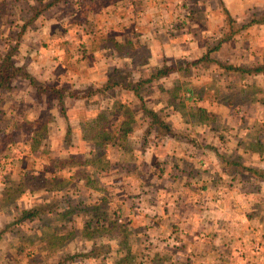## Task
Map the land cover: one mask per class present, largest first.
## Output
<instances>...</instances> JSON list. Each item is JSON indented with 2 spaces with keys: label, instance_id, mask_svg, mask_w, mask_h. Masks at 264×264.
I'll list each match as a JSON object with an SVG mask.
<instances>
[{
  "label": "rangeland",
  "instance_id": "374dc122",
  "mask_svg": "<svg viewBox=\"0 0 264 264\" xmlns=\"http://www.w3.org/2000/svg\"><path fill=\"white\" fill-rule=\"evenodd\" d=\"M29 1L23 3L20 0H4L0 5V61L7 54H11L10 63L22 68L37 84L64 89V96L70 94L75 97H68L70 101L67 97L64 98V119L57 104L39 96L22 73L10 81L8 90L0 89V264H150L149 258L145 255L140 257L134 252L111 256L108 244H104L102 255L91 252L92 249L103 247V244L102 233L94 225L96 221L91 220L87 225L90 215L88 210L95 207L94 210L104 216H111L112 213L110 206L101 201L97 202L88 193L92 191L94 195L99 187H105L103 185L112 182L107 174H102L106 170L103 156H106L110 143L103 150L95 147L90 140L92 134L86 130V125L98 113L107 114L110 111L108 99H116L114 104L120 103L125 107L119 110L120 116L117 118L107 115L110 121L116 119L113 121L116 127L120 126V112L124 113L126 108L134 113L132 127L143 125L146 122L143 109L161 107L160 101L166 102L164 97H160L161 94H166L168 87L173 91L174 85L171 82L154 85L143 83L138 90L141 96L132 90H121L119 86L103 91V85L97 82L99 76L113 77L122 86L136 88L137 82L129 84L132 78L146 79L156 69L144 71L139 67L128 68L127 59L131 58L140 63L148 56L141 44L139 49L131 53L125 42L117 49L121 57L117 54L115 59L111 58L110 63H104L99 49L114 50L115 40L112 37L116 38L117 34L122 40L124 29L133 23L126 26L124 23L127 20L116 21V17L122 16V13L116 12L113 20L112 14L94 18L95 29H89L92 32H81V26L87 25L86 20H83L81 5L73 6V3L69 4L65 0L54 6V9L52 7L45 10L23 28L34 11L41 9L50 0ZM173 2L168 5L172 8L168 11L169 15L175 12ZM86 6L84 10L91 13L112 9L109 2L93 1ZM202 12V8L196 10V19L202 25L200 30L204 31L200 44L213 48L230 31L229 23L222 9L215 13L211 21L204 19ZM262 13L264 12L253 11L252 15ZM222 14L224 22L221 19ZM243 24L241 21L232 23V29L238 33L223 44L221 50L212 53L211 57L235 67L264 66V29L249 27L240 31ZM98 26L104 27L103 32L99 28L96 30ZM205 29L208 30L207 33ZM54 47L57 54L53 53ZM113 62L114 66H111ZM203 66L205 65L186 72L171 73L170 76L178 75V79L184 82H193L183 86L177 82L175 95L186 93L187 88L193 87L192 91L199 94L196 99L200 102V107H204L202 99L208 100L211 97L220 106L223 103L232 110L222 108L211 111L208 116L199 113L198 118H193L206 125V131L200 129L198 132L191 128L188 133H179L180 136L196 137L201 142L210 141L211 144L215 142L221 147L239 143L244 146L252 142L253 145L261 147V156L264 158V76L227 72L215 64L207 63L209 67ZM7 71L11 72L10 69ZM90 90L101 92L89 96ZM154 95L157 97L154 98ZM79 97L83 98L77 99ZM144 97L148 99L146 106L142 100ZM171 103L183 108L179 99H171ZM39 128L43 130L39 132ZM33 131L38 132L36 149L31 147ZM104 132L116 138L117 133L111 127ZM132 133L136 134V139L139 138L138 131ZM130 135L131 133L127 135L124 145L128 143ZM140 139L143 140L142 137ZM119 143L120 141L117 142ZM228 153L231 150L225 151V154ZM69 155H78L82 162L85 160L92 164L72 171L60 170L55 160L67 159ZM122 155L124 160L130 156ZM231 157L235 159L237 155L231 153ZM116 166L120 167L119 162ZM261 166L264 167V164ZM231 169L235 170L234 167ZM56 178L60 180L58 185L66 187L64 191H50L56 184ZM86 179L93 181L91 187L85 185ZM106 179L108 180L105 181ZM108 185L99 193L111 195L112 191H116L113 184ZM55 204L58 207L54 209ZM43 205L49 208L52 206L53 212L40 213L30 220L17 222L23 211Z\"/></svg>",
  "mask_w": 264,
  "mask_h": 264
},
{
  "label": "crops",
  "instance_id": "0c3cea01",
  "mask_svg": "<svg viewBox=\"0 0 264 264\" xmlns=\"http://www.w3.org/2000/svg\"><path fill=\"white\" fill-rule=\"evenodd\" d=\"M67 1L69 4L73 3V6L81 5L83 20H86L87 24L81 26V32H92L89 29H95L96 24L93 19L100 18V15L112 14L113 20L116 12L122 13L123 17H116L118 19L116 21L127 20L124 23L126 26L130 23L133 25L124 29L121 34L122 40L117 34L116 38L112 37L115 40L114 50L99 49L104 63H110L111 58L115 59L116 55H119L117 49L121 48V43L124 45L125 42L131 53L142 45L148 56L146 60L136 63L137 61L130 58L127 59L126 66L130 69L139 67L144 71L156 68L153 73L164 64L173 63L172 61L186 62L199 59L212 48L200 44V37L204 36V31L200 30L202 25L196 19V10L202 8L203 18H207L208 21H211L219 10H226L233 24L236 21L244 23L240 28L256 16L252 15L253 11L264 12V0ZM93 1L109 2L112 9L111 11L103 9V12L96 10L92 13L84 10L86 4ZM171 1H174L172 7L175 12L169 15L168 5ZM3 2L4 0H0V5ZM221 19L224 22L223 14ZM160 20H162L161 24ZM145 27L146 30H143ZM251 27L264 29V24ZM97 28L101 32L104 30L103 26L96 27L98 31ZM207 31L205 29L206 33ZM226 42L220 45L219 50ZM53 53H58L56 48L53 49ZM111 66H114V62ZM153 73L151 72L146 79L132 78L133 82L129 84L137 82L138 85L148 80ZM170 75L148 83L154 85L171 82L172 86L174 85L173 91L168 87V92L161 94L160 97L166 100L165 103L160 101L161 107L147 108L155 114L157 122L152 123L151 117L145 115L146 122L133 129L140 134L138 139L136 134L131 133L126 145L124 143L115 146L106 145L107 154L103 156L106 170L103 168L105 171H102L103 169L101 171L102 174L109 176L108 179L112 183L108 182L103 186L113 184L116 191H112L111 195L100 194L99 192L104 191L105 187H99L97 184L99 190H96L94 195L89 191L88 195L97 202L101 201L110 206L111 216L117 218L118 222L114 223L117 224L114 226H121L126 230L130 254L134 252L140 257L145 255L149 258L150 264H264L262 149L252 142L244 146L239 143V145L228 144L221 147L215 142L212 144L210 141L201 142L196 137L188 138L187 135L181 137L179 133H188L191 128L198 132L200 129L205 130L206 125L200 124L197 119L199 113L208 116L214 110L232 109L223 103L220 106V103L218 104L217 100L211 97H208V100L202 99L201 103L204 107H200V102H193L195 99L191 98L188 92L175 95L177 82L182 86L193 82H184L178 79V75ZM97 80L100 85L114 86L115 83L114 87H116L118 83L117 86L121 87V90L130 91V88L123 89L125 85H120V81H115L113 77L99 76ZM192 88L187 89L192 90ZM193 92L195 94V91ZM65 97L68 98L67 95ZM156 97L154 95V98ZM70 99L68 98L69 101ZM171 99L181 100L183 108L173 105ZM115 100L108 99L109 109L112 108ZM142 100L146 106L147 97ZM227 149L236 154L237 158H232L231 153L225 154ZM122 154L126 157L128 154L130 156L124 160ZM118 162L120 167L116 166ZM87 166L88 164L84 167ZM247 169H255L257 173L249 172ZM94 180L96 182V179ZM99 225H104L106 228L108 223L102 222ZM101 233L103 247L104 244H108V252L111 256H121L120 238L115 230H112L111 234L106 231ZM257 246L258 251H256Z\"/></svg>",
  "mask_w": 264,
  "mask_h": 264
},
{
  "label": "trees",
  "instance_id": "16d2710c",
  "mask_svg": "<svg viewBox=\"0 0 264 264\" xmlns=\"http://www.w3.org/2000/svg\"><path fill=\"white\" fill-rule=\"evenodd\" d=\"M62 1L65 0H50L47 3H45L43 5V7L37 11H34L33 15L28 18V20H26V22L23 25V28H25V26H27L28 24H30L31 22H33L40 14H42L45 10L50 9L56 5H58L59 3H61ZM225 13V18L226 21L229 23V32L225 35H223L222 39L215 45V47L211 48L209 51L205 52L199 59L196 60H192V61H186V62H175V63H170V64H164L161 68H159L158 70L155 71V73H153L150 78L144 82H141L138 84V86L136 88H132L130 85H125L124 87H122L123 89H129L132 90L133 92H135L137 95L138 90H139V86L143 83H150L154 80H158L160 78H165L168 77L171 73L173 72H181V71H188L192 68H196L200 65H205L207 66V63L209 65L211 64H215L217 65L219 68L227 71V72H238L241 75H246V74H254V75H262L264 76V66H259V67H255V68H247V67H235L231 64H226L223 63L221 61H219L218 59L211 57L212 53H216L219 51V47L223 42L229 41L233 38V35L237 34L238 31L232 29V23L233 20L230 18L229 13L224 10ZM258 24H264V13L256 15L255 17H253V19H251V21L240 28L241 30H245L246 28H249L253 25H258ZM22 31L19 33L21 34ZM11 61V54H7L4 58L3 61H0V89L3 88L5 90H8L9 86H10V81L17 77V75L19 74H23L25 76V78H27V80L29 81V83H31V85L34 86L36 93L41 96L44 97L47 101H51V102H55L57 104V106L60 109V113L61 116L65 119V111L63 108V100L65 98L63 91L64 89H60V88H56L50 85H42V84H37L32 78H30V76H28V74L26 72H24V70L20 67H17L15 65H12L10 63ZM8 65L7 67H4L6 65ZM203 66V67H205ZM7 69H10L11 72H8ZM105 85V86H104ZM103 85V91L107 90V89H111L114 88V86L110 85V84H104ZM118 85V83L116 84V86ZM99 92H101V90H90L88 92L89 96L92 95H96ZM186 92H188L190 94V97L194 98L195 100L193 102L197 103L199 101H197L196 99V94L199 95L198 93H195L192 90H188L186 89ZM69 98L75 97L74 95H70L67 94ZM195 96V97H194ZM83 97H79L77 99H81ZM121 108L125 107L120 104V103H115L112 108L110 109V111L105 114V113H98V115L94 116L91 118V121H89L86 125V130L89 131V133L92 134V136H90V140L94 143V146L97 147L100 150H103L106 145H108V143H110L111 145H116L118 141H120V144L122 145L125 141H126V137L129 133L133 132V127H132V123H134V115L132 113V111H130L129 109L126 108L125 112H120L122 115L121 121H120V126L116 127L114 125L115 120H109L107 115L109 114L111 117L115 116V118H117L118 116H120L119 114V110ZM145 110V114L147 117H151L152 119V123H156L157 122V118L155 117V114H153V112L148 111L146 109ZM44 126V124H43ZM110 127L112 128L113 131H115L116 134V138L112 137L111 135H109L108 133L104 132V131H109ZM40 129V128H39ZM43 129H40V131H42ZM36 131V130H35ZM33 131V142H32V149H36V144H37V134L38 132ZM51 162H53L51 160ZM55 162L58 164L57 166L59 167L60 170L62 169H67V171H72L75 168L80 169L82 167H84L85 165H90L92 164L90 161H81L78 155H69L67 159H59V160H55ZM247 171H251V172H255L257 170L255 169H247ZM264 171V170H263ZM257 173V172H255ZM72 180L74 179V176H72L71 178ZM89 179H86L85 185H87L88 187L92 186V182L93 181H88ZM60 180L58 178L55 179V183L57 184ZM56 184L53 186V188H51L54 191H64L66 187L62 188V185H58L56 186ZM63 189V190H62ZM66 191H68L66 189ZM58 205L55 204L54 205V209L57 208ZM52 206H44L43 207H38L35 209H31V210H27V211H23L18 219L17 222H22L24 220H30L32 218H35L36 216L40 215V213H45V212H53ZM95 207H91L90 210H88V214L89 215V220L87 225H89V221L91 220H95L96 223H94V225L98 226L96 229H98L99 232H103L106 231L107 233L111 234L112 230H115V232L118 234L119 236V242H120V246H121V251L120 254L122 255H128L129 254V249H128V238H127V234H125L126 230L124 228H122L121 226H114L117 224L114 223H118L117 222V218L113 217V216H109L107 214V216L102 215L101 213H98L97 210H94ZM67 214H69L67 212ZM105 220H107V222H105ZM108 223V226L105 228L104 225H99V223ZM110 223V224H109ZM113 223V224H112ZM114 227V228H112ZM104 247H98V249H92L91 252H98L100 255H102L103 253H101V251H103ZM105 250V249H104ZM105 252V251H104Z\"/></svg>",
  "mask_w": 264,
  "mask_h": 264
},
{
  "label": "built area",
  "instance_id": "2783aa9c",
  "mask_svg": "<svg viewBox=\"0 0 264 264\" xmlns=\"http://www.w3.org/2000/svg\"><path fill=\"white\" fill-rule=\"evenodd\" d=\"M258 250H259V247L257 246V247H256V251H258Z\"/></svg>",
  "mask_w": 264,
  "mask_h": 264
}]
</instances>
